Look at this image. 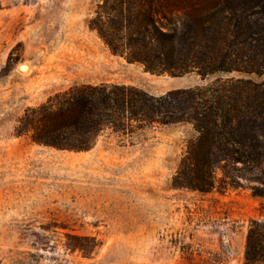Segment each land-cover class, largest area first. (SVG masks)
I'll use <instances>...</instances> for the list:
<instances>
[{"label": "rangeland", "instance_id": "rangeland-1", "mask_svg": "<svg viewBox=\"0 0 264 264\" xmlns=\"http://www.w3.org/2000/svg\"><path fill=\"white\" fill-rule=\"evenodd\" d=\"M105 1L0 0V264H245L264 198L251 195L246 187L256 183L244 178L254 174L239 165L228 177L243 188L226 187L220 171L208 193L173 187L194 137L189 125L105 130L80 152L15 135L25 110L73 86L125 85L159 97L214 81L152 75L112 55L90 29L101 26Z\"/></svg>", "mask_w": 264, "mask_h": 264}, {"label": "trees", "instance_id": "trees-1", "mask_svg": "<svg viewBox=\"0 0 264 264\" xmlns=\"http://www.w3.org/2000/svg\"><path fill=\"white\" fill-rule=\"evenodd\" d=\"M110 1L97 14L101 26L90 29L112 55L152 75L195 74L202 81L216 76L214 81L159 97L125 85L73 86L25 110L15 135L80 152L92 149L105 130L131 136L146 128L189 125L194 137L186 143L173 187L208 193L220 171L226 187L243 188L228 177L239 165L254 174L244 178L256 183L246 187L251 195L264 198V0ZM244 257L245 264H264L263 223L250 221Z\"/></svg>", "mask_w": 264, "mask_h": 264}, {"label": "crops", "instance_id": "crops-1", "mask_svg": "<svg viewBox=\"0 0 264 264\" xmlns=\"http://www.w3.org/2000/svg\"><path fill=\"white\" fill-rule=\"evenodd\" d=\"M190 75V74H189ZM188 75H186V76H183V77H180L179 79L180 80H183V79H185V77H187ZM202 81V80H201ZM180 87H184V89H190L191 87L193 88V86H187V85H181Z\"/></svg>", "mask_w": 264, "mask_h": 264}, {"label": "water", "instance_id": "water-1", "mask_svg": "<svg viewBox=\"0 0 264 264\" xmlns=\"http://www.w3.org/2000/svg\"><path fill=\"white\" fill-rule=\"evenodd\" d=\"M26 67H27L26 65H22V66L20 67V70L24 71Z\"/></svg>", "mask_w": 264, "mask_h": 264}, {"label": "bare ground", "instance_id": "bare-ground-1", "mask_svg": "<svg viewBox=\"0 0 264 264\" xmlns=\"http://www.w3.org/2000/svg\"><path fill=\"white\" fill-rule=\"evenodd\" d=\"M27 69V67L25 68V70Z\"/></svg>", "mask_w": 264, "mask_h": 264}]
</instances>
